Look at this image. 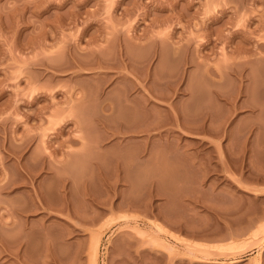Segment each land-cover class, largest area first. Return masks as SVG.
<instances>
[{
  "label": "rangeland",
  "instance_id": "374dc122",
  "mask_svg": "<svg viewBox=\"0 0 264 264\" xmlns=\"http://www.w3.org/2000/svg\"><path fill=\"white\" fill-rule=\"evenodd\" d=\"M263 224L264 0H0V264H264Z\"/></svg>",
  "mask_w": 264,
  "mask_h": 264
},
{
  "label": "bare ground",
  "instance_id": "6f19581e",
  "mask_svg": "<svg viewBox=\"0 0 264 264\" xmlns=\"http://www.w3.org/2000/svg\"><path fill=\"white\" fill-rule=\"evenodd\" d=\"M145 85H146V84H145ZM146 87H148V86H146ZM146 87H145L144 85L142 86L143 91H146L147 94H150V95H151V93H149V89H147ZM150 95H147V102H148V105H147V109L145 108V110H146V112H147L146 115H148L149 117H150V115H151L152 113H154L153 111H151V110H154V109H153L154 107L152 106V104H154V101H152V97H151L152 95H151V96H150ZM144 106H145V105H144ZM151 106H152V107H151ZM146 115H145V116H146ZM148 116H147V117H148ZM150 118H151V117H150ZM149 121H150V120H149ZM151 121H152V120H151ZM180 123H181V122H180ZM182 124H183V123H182ZM149 125L151 126V124H149ZM149 125H148V126H149ZM145 126H146V125H145ZM153 127H154V126L152 125L151 129H152ZM196 127H198V126H196ZM149 128H150V127H149ZM183 128H184V127H183ZM190 128H191V130L194 129L193 127H190ZM190 128H189V129H190ZM192 128H193V129H192ZM145 129H146V128H145ZM153 129H154V128H153ZM186 129H187V128H186ZM198 129H199V128H198ZM146 130L149 131L150 129L147 128ZM195 130H196V129H195ZM142 131H143V130H142ZM151 131H152V130H151ZM159 229H160V228H159ZM161 230H162V229H161ZM163 230L166 232L165 229H163ZM140 232H141V234L144 233V232H142V231L139 230V233H140ZM169 232H170V231H169ZM169 232H167V233H169ZM257 233H258V234H263V235H264V224H263L262 227L260 226V229H258ZM257 233H256V234H257ZM144 234H145V233H144ZM256 234H255V236H256ZM168 235H172V233H171V234L169 233ZM166 236H167V235H166ZM172 236H174V235H172ZM261 236H262V235H261ZM175 237H176V236H175ZM172 238H173V237H172ZM260 238H261V237H260ZM262 238H263V237H262ZM96 241H97V240H96ZM153 241H154V240H153ZM155 241H156V240H155ZM157 241H159V239H158ZM176 241H177V240H176ZM161 243H162V241H161ZM94 244H95V243H94ZM197 244H198V243H195L196 246H200V247L202 246V245H200V244H199V245H197ZM164 246H165V245H164ZM202 247H204V246H202ZM171 248H172V247H171ZM183 249H184V248H183ZM203 249H204V248H203ZM201 252H202V251H201ZM91 256H93V255H91ZM205 257H206V256H205ZM205 259H206V258H205ZM91 262H92L91 264H96V255L93 256Z\"/></svg>",
  "mask_w": 264,
  "mask_h": 264
}]
</instances>
